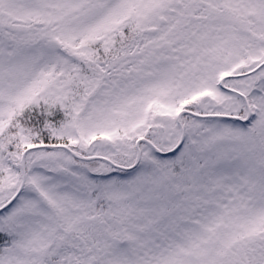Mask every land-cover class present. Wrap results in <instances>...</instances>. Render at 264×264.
<instances>
[{
    "label": "snow or ice",
    "instance_id": "snow-or-ice-1",
    "mask_svg": "<svg viewBox=\"0 0 264 264\" xmlns=\"http://www.w3.org/2000/svg\"><path fill=\"white\" fill-rule=\"evenodd\" d=\"M0 264H264V0H0Z\"/></svg>",
    "mask_w": 264,
    "mask_h": 264
}]
</instances>
